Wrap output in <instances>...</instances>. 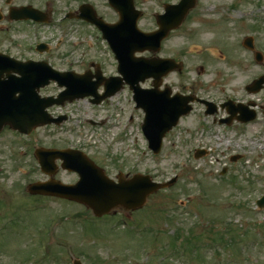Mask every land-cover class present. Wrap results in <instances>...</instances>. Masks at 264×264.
I'll return each instance as SVG.
<instances>
[{
  "label": "rangeland",
  "instance_id": "374dc122",
  "mask_svg": "<svg viewBox=\"0 0 264 264\" xmlns=\"http://www.w3.org/2000/svg\"><path fill=\"white\" fill-rule=\"evenodd\" d=\"M86 1L105 21H116L103 0L10 3H28L50 13V21L58 24L64 12ZM176 2L134 0L142 11L139 28L153 30L155 14L165 3ZM0 8L6 15L3 0ZM27 24L0 21V52L12 43L19 46L8 50L12 56L44 60L61 72L93 71L97 64L104 77L117 75L116 62L94 28L67 20L61 28ZM170 35L158 56L183 62L181 71L164 79L173 92L182 94L191 88L215 103L253 100L264 106V89L255 95L245 91L257 75L264 74V59L256 63L241 43L250 36L255 49L264 51V0H196ZM36 41L48 44V54L35 52ZM150 85L147 80L141 86ZM58 92L50 84L40 94ZM49 112L66 120L58 127H41L27 138L7 129L0 136V264H72L75 258L83 264H264V208L255 206L264 195V118L228 129L211 125L197 106L166 135L163 149L154 156L140 131L143 113L134 109L127 87L98 106L79 100ZM40 147L79 150L110 179L120 171L122 179L142 174L157 183L174 177L176 181L151 195L141 209H120L104 220H94L83 206L26 192L27 184L45 179L33 157ZM196 150H204L205 155L195 159ZM232 157L240 158L231 163ZM223 167L230 171L221 175ZM55 178L65 183L75 180L66 173ZM123 221L141 228L143 234L149 232L141 238L135 230L134 235L127 234Z\"/></svg>",
  "mask_w": 264,
  "mask_h": 264
},
{
  "label": "water",
  "instance_id": "95a60500",
  "mask_svg": "<svg viewBox=\"0 0 264 264\" xmlns=\"http://www.w3.org/2000/svg\"><path fill=\"white\" fill-rule=\"evenodd\" d=\"M110 5L118 13L119 20L116 24H106L96 18L93 11L88 10L82 16L87 21L95 24L102 32L103 38L118 62L117 71L121 77L102 78L99 73L92 76L89 73L76 75L74 73H58L44 63L18 62L0 55V131L4 126H9L22 134H29L36 127L47 124H59L63 118L52 119L46 109L52 105H60L65 101L93 97V104H99L107 97L113 96L128 85L133 92V100L137 108L145 113L142 130L149 142V148L157 153L161 146L162 137L174 127L180 116L190 111L187 105L188 98H167L165 94L155 91L161 78L172 70H179L180 66L169 59L138 58L136 52H158L160 41L170 30L177 28L186 14L195 5V0H181L177 5H167L165 13L157 17L159 30L154 33H141L136 29V20L140 13L133 7L132 0H109ZM11 19L46 20L45 15L29 7L11 10ZM244 44L251 47V39ZM92 77L96 81H91ZM152 78L155 89L144 90L139 87V82ZM55 81L59 87H65L57 99L52 97L40 98L37 91ZM264 83V77L256 80L250 92H257ZM104 88V94L99 96L97 89ZM253 117L248 116L243 121L247 122ZM196 153L195 158L202 156ZM42 170L52 175L56 159H67L62 165L64 169L77 171L80 180L73 186L62 185L56 181L46 183H33L27 186V192L32 195H48L75 201L89 208L95 216L107 214L111 209L121 207L125 210L141 208L147 197L165 187L172 185L175 179L165 184L154 183L148 176L134 175L132 178L114 183L103 175V172L88 161L78 152L56 151L38 149L35 151ZM81 166L82 168H79ZM264 206V197L257 202ZM74 264H80L74 261Z\"/></svg>",
  "mask_w": 264,
  "mask_h": 264
},
{
  "label": "flooded vegetation",
  "instance_id": "af4514ba",
  "mask_svg": "<svg viewBox=\"0 0 264 264\" xmlns=\"http://www.w3.org/2000/svg\"><path fill=\"white\" fill-rule=\"evenodd\" d=\"M10 1L11 0H3V4L5 5V9H7V11H6L7 14L6 15H2L1 14V10H0V21L3 20L4 22H8L10 24H23V23H28L27 25H31V24L32 25H36V24H34L33 22H30V21H18V22L10 21L9 18H8V10L10 8H12V7H16V6L20 7V6H23V4L12 6V4L10 3ZM83 3L84 4H90L88 1L81 2V4H83ZM81 4L77 5L75 8H72L71 11H72L73 16H77L79 14V12H78L77 9H78V7ZM24 5H30V4L25 3ZM76 21L77 22H80V23H84L81 20H76ZM12 48H15V45H13L12 43H8V50H11ZM17 48H19V46ZM17 48H15V49H17ZM8 50L7 51L2 50L3 52H0V53H4V54H7V55H11V52L8 51ZM18 58H20V56H18ZM175 93H179V92H175ZM179 94L180 95H184V96H187L188 95L190 97H194V98L196 97V98L204 99V98L200 97L197 94V92L196 91H193L191 88L188 89V90H186L184 93H182V94L179 93ZM209 101L213 102L212 100H209ZM227 101H231V104H232L231 107L230 106L228 107V106L224 105V103H226ZM215 104H216V106H213L212 108H209V109H211L214 112V114L211 117H206L205 116L206 108L204 107V105L197 104V103L193 105L192 111L190 112V114L188 116H190L195 111V108L198 106L199 109H201L202 116L204 118H209L210 121H211V125H218L219 127H221V126L226 127L225 124H224V122L228 121V117H231L232 119H236V117L240 116V112L243 111V110L244 111H254V113L256 115V119L258 117L264 118V106H258L252 100L236 101L234 99H225V100H223L221 102H218V103H215ZM242 106L244 108H241ZM187 117H185V118H187ZM181 120H183V118ZM234 122L235 121L232 122L234 125L242 126L241 124H239L237 122L234 123ZM233 124H231V126ZM57 164H59V162Z\"/></svg>",
  "mask_w": 264,
  "mask_h": 264
}]
</instances>
